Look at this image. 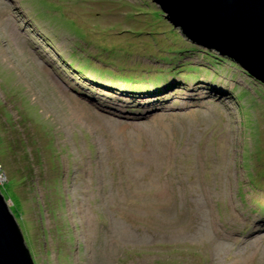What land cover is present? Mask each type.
I'll use <instances>...</instances> for the list:
<instances>
[{"label": "rangeland", "instance_id": "rangeland-1", "mask_svg": "<svg viewBox=\"0 0 264 264\" xmlns=\"http://www.w3.org/2000/svg\"><path fill=\"white\" fill-rule=\"evenodd\" d=\"M156 9L0 0V191L35 264H264V88Z\"/></svg>", "mask_w": 264, "mask_h": 264}, {"label": "water", "instance_id": "water-1", "mask_svg": "<svg viewBox=\"0 0 264 264\" xmlns=\"http://www.w3.org/2000/svg\"><path fill=\"white\" fill-rule=\"evenodd\" d=\"M185 39L226 56L264 84V0H152ZM0 264H35L0 192Z\"/></svg>", "mask_w": 264, "mask_h": 264}, {"label": "trees", "instance_id": "trees-1", "mask_svg": "<svg viewBox=\"0 0 264 264\" xmlns=\"http://www.w3.org/2000/svg\"><path fill=\"white\" fill-rule=\"evenodd\" d=\"M156 19H160L161 18V21H163V23H164V25H165V27L166 28H169V27H171L168 23H166V21H165V19H164V17H163V15H162V12L160 11V10H158V9H156L155 11H153V10H151V12H150ZM151 15V16H152ZM155 18H153V21H154V19ZM147 20V19H146ZM149 20V19H148ZM156 23H159V22H156ZM161 24V23H160ZM153 28H154V26H153ZM159 28H161V27H159ZM157 29L158 28H154V30L155 31H157ZM168 32L170 33V34H172V35H174V36H176L177 38H178V36H181V38H184L182 35H178V33H176L175 32V30H173L172 29V27H171V29L169 28V30H168ZM139 34H140V32H138ZM150 36L151 37H153L154 36V34L152 35V34H150ZM185 39V38H184ZM156 40H155V38H154V42H155ZM185 41L189 44V42L185 39ZM186 44V43H185ZM188 49L189 50H187V51H183V48H179V51H174L173 49H172V47L170 46V45H168V47H167V49L166 50H162L161 51V55H158V57L160 58V60H161V62H164L165 64H168V65H170V67H172V68H176V69H178L177 67V63H178V61L180 60V59H182L181 58V56L184 58L186 55H188V54H186V53H190L191 51H193L192 53H194V52H196V51H198L197 50V48L195 47V46H193V45H191V46H189L188 47ZM103 47H100V49H99V52L100 53H102L103 52ZM107 49H105L104 51H106ZM122 50V49H121ZM107 51H109V50H107ZM208 51H210V50H207V52ZM182 54H186V55H182ZM157 57V58H158ZM221 57H223V59H225L226 61H228V62H230L232 65L234 64V67H237V68H240L239 66H238V64L237 63H235V62H233L231 59H229V58H227L226 56H221ZM214 59L215 60H218L217 58H215L214 57ZM213 63H217L216 61H213ZM212 63V64H213ZM142 64L143 63H137V65L139 66V67H142ZM213 65H215V64H213ZM160 70L158 69L156 72L158 73ZM172 73H173V71H172ZM158 77H160L159 75H158ZM250 78V77H249ZM165 80V79H164ZM252 81H254V80H252ZM255 83L254 84H257V85H259L260 87L262 86L263 88H264V85L263 84H260L259 82H257V81H254ZM262 91H264V90H262ZM258 174V173H257ZM253 174V175H251V176H249V181H250V186H252L253 184V187L255 188L256 186H258L257 184L259 183V181H258V178L260 179V177H262V174L260 173V174ZM257 178V179H256ZM257 181V182H256ZM249 186V187H250Z\"/></svg>", "mask_w": 264, "mask_h": 264}, {"label": "clouds", "instance_id": "clouds-1", "mask_svg": "<svg viewBox=\"0 0 264 264\" xmlns=\"http://www.w3.org/2000/svg\"><path fill=\"white\" fill-rule=\"evenodd\" d=\"M184 37V36H183ZM185 38V37H184ZM50 47V46H49ZM51 48V47H50ZM1 192V191H0ZM3 194V193H2ZM3 196H4V194H3ZM4 198H5V196H4ZM5 200H6V198H5ZM6 202H7V200H6ZM15 218H16V216H15ZM16 220H17V218H16ZM18 223V222H17ZM20 225V224H19ZM20 228H21V226H20ZM21 231H22V229H21ZM25 237V236H24ZM26 241V240H25ZM31 254V253H30Z\"/></svg>", "mask_w": 264, "mask_h": 264}, {"label": "bare ground", "instance_id": "bare-ground-1", "mask_svg": "<svg viewBox=\"0 0 264 264\" xmlns=\"http://www.w3.org/2000/svg\"><path fill=\"white\" fill-rule=\"evenodd\" d=\"M33 42V41H32ZM246 72V71H245Z\"/></svg>", "mask_w": 264, "mask_h": 264}]
</instances>
